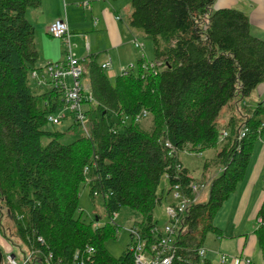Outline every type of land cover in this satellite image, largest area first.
Masks as SVG:
<instances>
[{"label":"trees","instance_id":"obj_1","mask_svg":"<svg viewBox=\"0 0 264 264\" xmlns=\"http://www.w3.org/2000/svg\"><path fill=\"white\" fill-rule=\"evenodd\" d=\"M213 1L129 0V28L151 39L154 67L143 69L139 61L111 81L96 56L81 61L88 80L82 94L92 99L83 101L86 132L70 115L67 131L77 138L62 144L63 133L47 128V118L64 105L61 89L48 84L37 94L31 87L32 73L45 67H38L35 29L25 13L41 0H0V218L4 213L10 221L23 253L38 251L53 264H134L130 236L117 258L105 248L119 227L76 217L80 186L87 181L89 197L102 199L109 218L122 208L138 213L132 228L149 248L163 235L153 219L161 200L172 198L174 186L192 198L193 184H208L207 200L191 204L183 217L170 264H213L198 251L207 234L221 236L213 218L244 180L264 129V100L252 109L244 103L264 83V41L251 34L245 13L212 11ZM144 117L149 130L139 124ZM212 148L218 149L198 177L178 159L182 151ZM162 180L167 186L159 193ZM254 220L264 260V197ZM0 236L9 242L2 226Z\"/></svg>","mask_w":264,"mask_h":264},{"label":"crops","instance_id":"obj_2","mask_svg":"<svg viewBox=\"0 0 264 264\" xmlns=\"http://www.w3.org/2000/svg\"><path fill=\"white\" fill-rule=\"evenodd\" d=\"M128 3V0H41V5L37 9H28L25 17L35 29L34 42L38 53V67L54 65L66 59L63 43L48 33V27L58 19H63L67 23L69 42L77 48L76 51H71L73 56L80 61L96 56L100 65L109 61L111 71L106 74L111 81L120 75L121 70L135 71L139 61H144L143 66L151 63L152 44L148 46L149 39L129 28L131 7L128 9ZM223 8L245 13L251 34L264 41V0L213 1L212 11ZM135 42L140 47H136ZM81 86L86 92L88 80L82 79ZM40 88L39 93L48 90V82L37 87ZM253 93L256 94L257 104L264 100V83ZM244 103L249 107L246 100ZM263 188L264 129L255 146L244 180L238 184L236 191L223 203L213 218L214 226L221 231V236L216 237L217 248L208 256L206 251V258L213 264H242L243 258H249L251 264H264L253 236L255 226L251 225L253 221L255 223V214L264 197ZM204 192L207 196L202 202L208 198V189ZM171 202L169 199L168 204ZM248 225L252 226L251 232L244 234ZM13 246L0 236V251L20 260L25 254L24 249L17 247L19 252L17 256L13 253ZM222 254L232 255L236 260L221 262Z\"/></svg>","mask_w":264,"mask_h":264},{"label":"built area","instance_id":"obj_3","mask_svg":"<svg viewBox=\"0 0 264 264\" xmlns=\"http://www.w3.org/2000/svg\"><path fill=\"white\" fill-rule=\"evenodd\" d=\"M48 33L51 37L60 40L66 52V59L64 62L57 63L54 65H47L41 73L33 72L31 77L36 81L37 85L42 86L45 82H48L52 87H58L62 91L63 107L59 109L54 115H50L47 121L51 125H57L62 120H66L70 115H73L75 120L81 124L85 130V115L83 101L85 99L91 101V96L88 95L86 98L82 94L81 79L83 76V67L81 61L75 58L72 54V45L69 42L68 26L65 20L58 19L48 27ZM136 47H140L135 42ZM101 68L109 73L111 71V64L109 61L100 65ZM154 65L152 63L143 66V69H152ZM130 69L121 70L120 75L125 76ZM146 115L145 112L142 113ZM86 131V130H85ZM244 135V130L239 134V139ZM226 137V133L223 132L220 136V140ZM167 147L171 148L169 144ZM173 152V148H172ZM87 169H85V172ZM166 178V176H164ZM208 184H193L192 198L188 197L184 192L180 190L178 186H174L172 191V203H169L166 207V213L168 216V225H166L162 231L163 235L157 244L145 248L144 242L141 241L140 236L135 228L128 230L129 236L131 237L132 247L131 251L134 256V264H170L173 258L172 248L174 237L180 232L183 217L187 213L188 208L191 204L199 203L201 194L208 189ZM118 218V214L113 213L109 218V224L115 225ZM99 224V223H98ZM98 227V225H94ZM38 251H28L23 255L20 260H17L12 255L8 254L5 258V264H32L43 262L44 264H53L50 260L51 256L41 258L37 257ZM200 257H205L206 250L200 248L198 251ZM234 257H229L222 254L220 261L225 262ZM75 261L74 264H76ZM242 264H251L249 258L241 259ZM82 264V263H80Z\"/></svg>","mask_w":264,"mask_h":264},{"label":"rangeland","instance_id":"obj_4","mask_svg":"<svg viewBox=\"0 0 264 264\" xmlns=\"http://www.w3.org/2000/svg\"><path fill=\"white\" fill-rule=\"evenodd\" d=\"M129 8H130V2L128 3V9ZM135 31L139 33L140 35L145 36L140 30H135ZM148 39H149L148 46H151L152 44L151 39L150 38ZM76 49L77 48L75 47V45H73L72 51H76ZM151 58H153L152 51H151ZM34 83H35V80L33 82L31 81V87L33 91L38 94V92L41 91V88L35 90L33 86ZM87 92L88 90H86V93ZM255 100H256V94L252 93L246 99V102L249 105V107L255 108L257 106V100L256 101ZM222 115L224 118L222 117ZM222 115L218 120V126H219V130L221 133H223V129L226 123V116L224 113ZM125 123L128 125L129 121L127 120ZM69 124H70V120L67 119V120H62L59 124L54 125V126H52L51 124H48L47 128L49 130H56V131L62 132L63 135L60 137L59 142L62 144H68L77 138V135H75L73 132L67 131ZM139 124L143 129L149 130L151 127V119L149 117L141 118L139 120ZM46 142H47V139H44L43 144H45ZM217 149L218 148H212V149L202 152L201 154H195V153H190L187 151H182L178 153V159L183 164V166L191 172V174L194 177H198L201 174L203 162L206 159L213 157ZM166 186H167L166 181L162 180L160 183L158 192L160 193L162 190H165ZM206 196H207L206 192L202 193L199 199V202L204 201L206 199ZM168 202H169V197H164L161 200L160 204L157 205L153 211V219L157 222L158 224L157 227L159 231H163L164 227L168 225L169 223L168 216L166 213V207L168 205ZM78 205H79V213L81 214L80 216H78L77 214L76 217H80V220L85 222L86 224L98 222L99 225H104V224L109 223V217L106 215L104 211L102 199L100 197H96L92 200L89 197L87 181L83 183V185H81L79 188ZM117 214H118V218L115 222V225L119 227L120 229L117 235V238L108 239L105 242L106 250L115 258L119 257L122 254V252L125 250L130 240L128 230L132 228L134 222L138 221L140 218L138 213L133 212L127 208H122ZM96 218H99V220L97 221ZM251 225L256 226L254 221L251 223ZM0 226H2L3 233L6 235L9 242H11L14 245L12 247L13 253L15 255L17 254L18 256L19 252H18L17 247H19L20 244L18 243L17 240H15L13 233H12V225L10 221H8L4 213L1 214ZM249 226L250 225L247 226V229L246 231H244V234L246 233L249 234L251 232L252 226L250 227ZM224 232H227V231H224ZM216 248H217L216 236L211 233L207 234L206 239L203 244V249L207 251V256L209 255L210 252L214 251ZM228 256L233 257L232 255H228Z\"/></svg>","mask_w":264,"mask_h":264},{"label":"water","instance_id":"obj_5","mask_svg":"<svg viewBox=\"0 0 264 264\" xmlns=\"http://www.w3.org/2000/svg\"><path fill=\"white\" fill-rule=\"evenodd\" d=\"M12 257H14V256L12 255ZM0 264H2V253H1V251H0Z\"/></svg>","mask_w":264,"mask_h":264}]
</instances>
